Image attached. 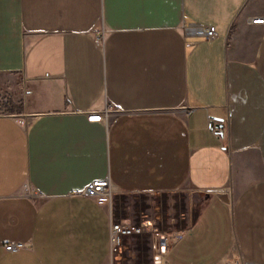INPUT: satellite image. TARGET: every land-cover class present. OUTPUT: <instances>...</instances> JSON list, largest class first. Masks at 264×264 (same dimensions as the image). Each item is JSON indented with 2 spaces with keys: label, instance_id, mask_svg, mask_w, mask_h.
I'll use <instances>...</instances> for the list:
<instances>
[{
  "label": "crops",
  "instance_id": "obj_1",
  "mask_svg": "<svg viewBox=\"0 0 264 264\" xmlns=\"http://www.w3.org/2000/svg\"><path fill=\"white\" fill-rule=\"evenodd\" d=\"M257 17L264 0H0V264H114L111 223L133 221L82 194L102 178L204 197L165 264H264Z\"/></svg>",
  "mask_w": 264,
  "mask_h": 264
},
{
  "label": "rangeland",
  "instance_id": "obj_2",
  "mask_svg": "<svg viewBox=\"0 0 264 264\" xmlns=\"http://www.w3.org/2000/svg\"><path fill=\"white\" fill-rule=\"evenodd\" d=\"M107 191L110 196L106 202L109 208L113 209L115 218L119 214L136 223L149 220L153 229L166 232L175 230L181 235L183 234L181 230L195 220L204 199L198 192L148 195L133 192L121 193L112 188H107ZM152 235V232H146L141 235L131 234V236L122 237L113 252V263L142 264L149 261L153 253L151 252Z\"/></svg>",
  "mask_w": 264,
  "mask_h": 264
},
{
  "label": "built area",
  "instance_id": "obj_3",
  "mask_svg": "<svg viewBox=\"0 0 264 264\" xmlns=\"http://www.w3.org/2000/svg\"><path fill=\"white\" fill-rule=\"evenodd\" d=\"M254 21L262 23L264 19L262 18H254ZM203 34H205L207 39H212L216 36V28L214 25L205 26L203 28ZM88 120L93 122H100L104 119L105 111H95L93 109H89L84 112ZM27 122V120L23 121ZM110 181L108 178H102L100 180H93L89 185H87L83 190H81L84 195H92L96 197L98 203H103L108 200V191ZM28 193L30 196L36 197L39 192L36 191L28 184ZM113 220V219H112ZM146 232H152L153 239V248L152 255L154 258V264H165V260L167 259L168 251L171 246H174L177 241H179L182 237L181 233L172 230L170 232L162 231L159 229H153L149 220H144L143 222L136 223H123L121 220H113L110 227V246L112 247L111 253L113 254L114 250L118 247V243L120 242L122 237L131 236V234L141 235ZM21 244L19 242L4 244V248L6 251H11L20 247ZM252 264V263H249Z\"/></svg>",
  "mask_w": 264,
  "mask_h": 264
},
{
  "label": "water",
  "instance_id": "obj_4",
  "mask_svg": "<svg viewBox=\"0 0 264 264\" xmlns=\"http://www.w3.org/2000/svg\"><path fill=\"white\" fill-rule=\"evenodd\" d=\"M218 192H220V193H221V190H220V191H218Z\"/></svg>",
  "mask_w": 264,
  "mask_h": 264
}]
</instances>
